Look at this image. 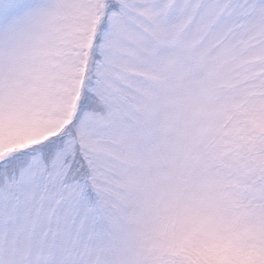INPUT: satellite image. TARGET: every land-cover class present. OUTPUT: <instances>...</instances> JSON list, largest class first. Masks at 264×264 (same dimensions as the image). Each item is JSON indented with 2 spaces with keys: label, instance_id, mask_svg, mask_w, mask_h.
I'll return each instance as SVG.
<instances>
[{
  "label": "snow or ice",
  "instance_id": "snow-or-ice-1",
  "mask_svg": "<svg viewBox=\"0 0 264 264\" xmlns=\"http://www.w3.org/2000/svg\"><path fill=\"white\" fill-rule=\"evenodd\" d=\"M0 264H264V0H0Z\"/></svg>",
  "mask_w": 264,
  "mask_h": 264
}]
</instances>
